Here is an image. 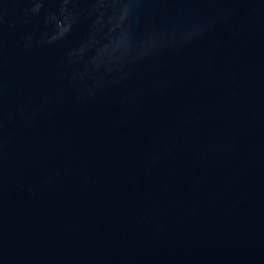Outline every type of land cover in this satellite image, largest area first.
<instances>
[{
  "label": "water",
  "instance_id": "1",
  "mask_svg": "<svg viewBox=\"0 0 264 264\" xmlns=\"http://www.w3.org/2000/svg\"><path fill=\"white\" fill-rule=\"evenodd\" d=\"M0 264H264V0H0Z\"/></svg>",
  "mask_w": 264,
  "mask_h": 264
}]
</instances>
